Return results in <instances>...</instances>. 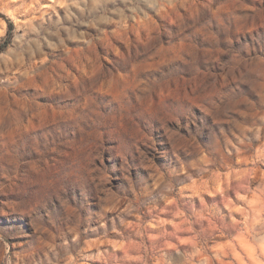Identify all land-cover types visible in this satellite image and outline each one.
I'll list each match as a JSON object with an SVG mask.
<instances>
[{"label":"rangeland","instance_id":"rangeland-1","mask_svg":"<svg viewBox=\"0 0 264 264\" xmlns=\"http://www.w3.org/2000/svg\"><path fill=\"white\" fill-rule=\"evenodd\" d=\"M61 2L37 0L36 15L63 18ZM149 2V19L121 25L135 29L129 43L114 42L134 45L131 63L72 43L54 57L25 45L23 28L13 39L12 23L0 67L21 59L29 78L14 89L9 78H25L0 72V264H264V88L256 76L237 94L228 75L248 58L241 47L264 38V0ZM7 32L4 21L0 37ZM53 59L59 67L33 74L37 60ZM201 89L215 93L212 133L173 125L149 137L154 148L138 143L147 133L126 119L127 101L139 94L137 109L154 119L161 102Z\"/></svg>","mask_w":264,"mask_h":264},{"label":"clouds","instance_id":"clouds-1","mask_svg":"<svg viewBox=\"0 0 264 264\" xmlns=\"http://www.w3.org/2000/svg\"><path fill=\"white\" fill-rule=\"evenodd\" d=\"M37 0H31V3H26L25 0H0V23L5 20L12 22L14 24L13 28V39H15L16 31L20 28L24 29V36L28 37L24 40L25 45H34L37 49L41 47V44L46 46L51 50V55L56 57L59 53H62L69 49V43L75 44L77 46L87 45L89 49L95 52L97 47L105 50V55L109 52L115 53L121 61L128 63L132 61V48H126L125 50H120L114 47L115 41H121L128 44V36L135 30L134 28H129L127 31L121 30V25L125 23L126 20H138L140 17L144 19H149L147 16L146 9H151L153 5L149 0H62L60 7L65 9L64 17H57L56 20L49 19L48 23L45 24L43 21V13L36 15L38 9L34 8ZM83 5V6H81ZM176 6H182L181 0H177ZM55 8V5H53ZM73 9L74 11H69ZM125 13L128 16L125 17ZM108 17H120L119 20L109 19ZM33 21H40L38 25L34 26ZM115 23L116 27L111 30L104 29L101 25ZM39 28V31H37ZM88 29H93L94 33L88 32ZM32 35L35 38H31ZM6 37H0V44L4 42ZM224 40L231 50L232 39L224 36ZM23 47V45H21ZM259 51L264 54V38L254 41L253 46L247 44L243 45L240 49L241 52L247 54V59H240L233 65V71L238 73L235 77L231 76V72L228 73L231 79L236 81V93L239 94L242 89H240L241 84L248 83L253 77H260L261 81L258 87L264 88V59H260L259 56H254L253 53ZM87 50V49H85ZM43 56V53H41ZM153 63H157L154 56L149 57ZM112 64V71L118 68V63L116 61H109ZM15 66L9 62L3 67H0V72H19L20 76L24 77V80L9 78L12 83L11 86L15 88H23L27 86L28 70L24 69V64L21 59H17ZM38 65L37 70L33 73L35 76L41 75L42 72L46 71L48 67L60 65L53 61L47 66H41L40 61L37 60ZM31 67V66H30ZM148 77L145 80L148 81ZM146 87H140L139 93L145 92ZM155 89H153V92ZM215 95L214 92H209L201 89L199 92L193 91L189 93L187 98L179 103L164 105L163 102L157 105L154 109V119L159 121L157 125L154 123V119L146 118L142 110L137 109L136 102L140 103L142 108L143 100L141 96L137 94L135 101H127L129 109H132L131 116L125 113L126 119H135L142 122V126L147 135H141L139 137L138 143L144 144L148 148H154V143L149 139L154 134H167L172 126L175 125L178 130L180 127L185 128L191 135L193 132L199 134L208 130L212 133L211 126L208 124L207 118L213 116L214 111L217 110V105L212 96ZM38 100V97L36 98ZM219 99V97H217ZM194 109H199L202 115H198ZM232 109H230L231 111ZM214 123H220L221 121L213 120ZM116 135H112L111 138H119V130H113ZM120 159L123 161L121 165L125 171H127L128 161L125 159L122 153L117 152ZM118 170L116 165H113V171ZM68 176L69 182L71 184H76L77 180L73 179L75 171H71L66 174ZM91 175V173H89ZM227 188L225 189V193ZM215 194V193H213ZM226 199V197H225Z\"/></svg>","mask_w":264,"mask_h":264},{"label":"trees","instance_id":"trees-1","mask_svg":"<svg viewBox=\"0 0 264 264\" xmlns=\"http://www.w3.org/2000/svg\"><path fill=\"white\" fill-rule=\"evenodd\" d=\"M6 23H7V27H8V32H7V35H6V39L4 40V42L2 44H0V51H3L7 45L9 44V32L12 30V22H9L7 20H5Z\"/></svg>","mask_w":264,"mask_h":264}]
</instances>
